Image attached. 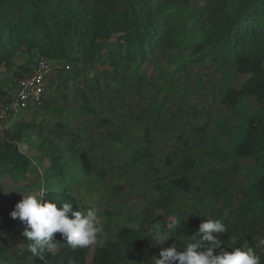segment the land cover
Here are the masks:
<instances>
[{"label":"trees","instance_id":"trees-1","mask_svg":"<svg viewBox=\"0 0 264 264\" xmlns=\"http://www.w3.org/2000/svg\"><path fill=\"white\" fill-rule=\"evenodd\" d=\"M193 1L202 3L193 5ZM158 52L174 68L161 73L164 84L150 103L156 114L166 107L167 97L160 101L161 95L169 86L175 87L174 83L169 84L170 79L174 80L170 75L208 63L224 73L226 80L217 97L227 116L215 120L219 132L209 136L208 125H202L192 134L195 141L206 143L204 156L231 163L219 173L198 159L182 157L178 164L181 173L155 180L146 175L148 188L157 194L156 212L146 209L137 218H129L137 227L124 226L115 241L96 248L91 264H155L160 253L173 244L182 251L185 243L194 239L191 237L199 224L206 220L205 204L199 208L183 205L184 194L192 192L190 177L194 171L202 175L201 184L208 200H223L222 209L213 210L211 217L220 219L227 228L220 236L221 248L215 253L230 252L236 246L251 248L264 264V247L258 245L264 237V0H0V78L5 71L17 80L30 73L39 58H44L60 70L63 66L71 67L74 77L91 66L102 73L116 71L121 79L137 76L144 82L143 72ZM21 57L31 61V66L19 63ZM230 74L246 77L240 88L227 80ZM200 81L194 91L201 88ZM175 88L168 93L177 111L183 113L180 91ZM80 92L85 100L84 111L109 127L110 121L94 111L91 100L84 91ZM250 99L257 103L256 108L248 102ZM58 127L67 132L62 123ZM33 128L22 119L12 126L0 123L2 173L26 181L32 170L40 172L42 180L32 190L58 208L67 201L73 204V211L81 210L75 188L97 173L93 150L80 148L74 139L65 151L52 143L48 147L49 143L42 140L35 144L39 153L35 165L19 148L20 142H30L28 134ZM121 139L120 133L106 134L107 141ZM225 139L230 143L221 147ZM142 142L152 143L148 127ZM127 146L134 156L124 162V168L144 166L158 171L153 162H146L151 157L148 147L133 142ZM67 151L70 162L65 163ZM249 159L255 163L249 167V179L235 209L234 189L227 178L240 172L239 164ZM167 160L172 162L171 154ZM40 189L46 191L40 193ZM18 202L15 198L0 203V262L89 264L92 245L72 249L59 233L55 234L56 248L33 256L27 249V238L22 235L25 225L10 216ZM233 209L230 217L224 219V211ZM177 220L179 224L173 231L168 226ZM232 237L236 238L235 244ZM200 238L196 236L193 242Z\"/></svg>","mask_w":264,"mask_h":264},{"label":"rangeland","instance_id":"rangeland-1","mask_svg":"<svg viewBox=\"0 0 264 264\" xmlns=\"http://www.w3.org/2000/svg\"><path fill=\"white\" fill-rule=\"evenodd\" d=\"M201 3L202 1H193V5ZM156 54L157 57L148 63L143 72L146 77L144 82L139 81L137 76L121 79L116 71L102 73L91 66L81 70L79 77H74L75 72L71 67L63 66L60 70L61 68L52 63L49 87L43 105L20 114V119L34 128L28 134L30 142H20L19 148L22 153L33 159L35 165L36 158L39 157L35 144L42 140L49 143L48 147L52 143L54 147L65 151L70 141L74 139L79 142L80 148L93 150V165L97 173L88 176L86 181L75 188L81 210L88 207L96 208L102 224V231L98 234L97 242L92 245L88 256L89 264L96 248L109 241H115L121 228L137 227L136 223L128 221L129 218H137L139 212L146 209L156 212L154 208L157 194L148 188L146 175L155 180L159 176L181 173L178 164L182 157L198 159L203 164L216 168L219 173L227 170L231 163H222L208 155L204 156L206 143L195 141L192 134L193 130L202 125H208L209 136L219 132L215 120L227 116L226 108L217 97L226 80L224 73L218 72L211 63H208L177 73L176 76L170 75L169 78L174 77V80L170 79L169 84L174 83L176 88L172 87L173 85L169 86L167 92L161 95L160 101L167 97L166 107L163 112L156 114L152 111L150 103L164 84L160 79L161 73H168L174 68L165 63L162 54L159 52ZM19 63L26 67L32 64L23 57ZM227 76H229L227 80L235 88H240L246 78L233 74ZM15 81L11 73L3 71L0 91L13 92ZM199 81L202 86L194 91ZM173 88L180 91L179 103L183 113L177 111V106L168 93ZM80 91H84L83 94L91 100V108L97 113L101 112L110 121L109 127L102 126L94 114H87L84 111L85 100ZM248 102L257 107V103L252 99ZM195 109H198L197 113ZM58 123L65 125L68 128L67 132H62ZM146 127L151 132L152 143L149 144L142 142ZM109 132L120 133L122 139L119 142L107 141L106 134ZM128 142L148 147L151 157L146 162H153L158 171L144 166L124 168V162L134 156L127 146ZM229 143L230 141L225 139L221 147ZM233 149L234 147L231 151ZM170 154L171 163L167 160ZM67 161L70 162L68 151L64 157V162L68 163ZM254 163L251 159L242 161L239 164L240 172H235L227 178L229 186L234 189L235 209L240 204L245 183L249 179V167ZM2 172L0 169V203L15 198L21 201L23 194H38L32 189L42 180L40 172L32 170L26 181ZM201 178L202 175L198 171L191 174L192 192L184 194L183 205L186 208L188 206L199 208L205 204L203 214L206 219H211L213 210L222 209L223 200L209 201ZM232 211L234 209L225 210L223 218H229ZM158 212L160 213L159 210ZM258 245L263 249L264 237L260 239Z\"/></svg>","mask_w":264,"mask_h":264},{"label":"clouds","instance_id":"clouds-1","mask_svg":"<svg viewBox=\"0 0 264 264\" xmlns=\"http://www.w3.org/2000/svg\"><path fill=\"white\" fill-rule=\"evenodd\" d=\"M46 189H40V193ZM48 202L42 194L30 193L24 195L14 210L10 213L12 219H19L25 229L22 233L27 238V249L33 256L51 252L57 247L55 234H61L66 245L72 249L87 248L97 242L98 234L102 231L101 219L94 207L73 211L71 202ZM179 221L170 224L176 230ZM227 232L225 224L219 219H206L201 222L190 242L185 243L182 251L175 244L163 250L155 264H261V258L251 248L247 250L239 246L231 251L221 250L220 236ZM200 236L199 241L195 237ZM235 237H232L235 244Z\"/></svg>","mask_w":264,"mask_h":264},{"label":"built area","instance_id":"built-area-1","mask_svg":"<svg viewBox=\"0 0 264 264\" xmlns=\"http://www.w3.org/2000/svg\"><path fill=\"white\" fill-rule=\"evenodd\" d=\"M52 62L39 58L30 73L15 81L13 92H0V123L12 126L20 120V114L44 103L49 87Z\"/></svg>","mask_w":264,"mask_h":264}]
</instances>
